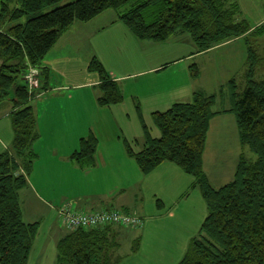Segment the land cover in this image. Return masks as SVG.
<instances>
[{
  "label": "trees",
  "instance_id": "16d2710c",
  "mask_svg": "<svg viewBox=\"0 0 264 264\" xmlns=\"http://www.w3.org/2000/svg\"><path fill=\"white\" fill-rule=\"evenodd\" d=\"M107 10H114L140 40L162 42L188 33L200 53L245 38L243 80L238 84L234 77L228 83L232 100L228 111L236 116L241 143L255 158L240 156L232 181L215 188L203 168L210 122L218 112L216 93L197 91L190 102L153 112L158 136L152 135L138 107L144 142L138 150L137 144L126 140L125 146L144 173L165 161L180 167L194 178V187L205 201L207 214L178 264H264V45L260 43L264 25L253 27L238 0H1L0 104L6 99L12 103L14 135L11 149L0 152V264H28L40 227V221H25L20 192L29 184L37 157L33 144L39 133L31 100L42 90L49 91L53 78L43 60L72 24L88 22ZM88 68L99 75L98 103H121L119 83L101 61L93 57ZM190 68L191 75L198 77V66ZM32 70L36 71L33 81ZM97 148L98 139L91 133L80 139L71 158L82 168L93 166ZM62 205L58 216L68 232L57 242L54 264H120V229L141 228L145 221L140 216L139 226L111 223L71 230L59 215ZM140 239L134 240L133 252Z\"/></svg>",
  "mask_w": 264,
  "mask_h": 264
},
{
  "label": "crops",
  "instance_id": "0c3cea01",
  "mask_svg": "<svg viewBox=\"0 0 264 264\" xmlns=\"http://www.w3.org/2000/svg\"><path fill=\"white\" fill-rule=\"evenodd\" d=\"M238 1L253 27L264 25V0ZM179 39L188 43L187 52L181 53L183 44ZM261 43L264 45V38ZM194 44L188 33L175 34L162 42L140 40L114 10L104 11L88 22L77 21L60 36L43 60V66L49 68L53 77L50 90H42L31 100L39 133L33 144L37 157L28 178L29 184L20 192V201L25 221H40L42 225L28 264L56 262L57 247L56 252L54 249L50 251L49 258L48 245L46 251L41 249L46 244L41 237L50 231L57 246L58 240L68 232L65 229V233L62 230V233L54 234V219L57 217L58 221V207L69 200V190L77 188V184L69 187L72 176L77 175L92 178L95 188L97 183L111 184L114 187L110 190L111 195L120 191L108 207H96L100 202L94 198H104L102 202H105L109 200L108 195L106 192L88 193L83 188L87 184L84 182L83 187L78 186L85 193L77 200L85 201L86 207L77 206L78 209H128L145 220L137 236L141 238L140 250L133 252L131 246L130 253H123L120 264L134 261L131 254L141 253L145 247L149 249L154 227L165 228L166 213L174 217V210L179 213L177 220L173 218L174 224H168L166 228L174 230L179 225L180 215H183V225L191 234L185 240H190L203 222L199 214L198 218H192L191 211L195 212L197 203L201 204L197 194L192 196L198 189L194 187V178L168 161L150 173L142 172L137 161L129 156L125 140L137 144L134 146L137 150L143 145L144 133L138 107L152 135L158 136L150 124L152 113L165 111L177 102H190L197 91L218 95L215 107L218 112L211 119L210 128L214 123L221 125L229 120H235L237 124L236 116L228 111L232 105L228 83L234 78L235 67L232 65L233 69L223 75V80L217 81L211 70V67H217V63L209 55L213 57L216 50L225 51L229 57L238 53V66L243 68L248 55L245 38L227 40L201 53ZM93 57L99 59L118 81L124 98L121 103L105 106L98 103L99 75L88 68ZM192 64H196L200 71L196 78L191 75ZM223 85L224 92L220 94ZM5 103L3 109V104H0V152L12 145L14 135L10 117L12 103ZM91 133L98 139L95 164L82 168L71 155L79 148L80 139ZM43 228L46 233L41 236ZM120 233L122 245L126 240L131 241L126 237L135 235V230L125 227L120 229ZM43 255L46 256L44 260L41 258ZM156 260L163 263V260Z\"/></svg>",
  "mask_w": 264,
  "mask_h": 264
},
{
  "label": "rangeland",
  "instance_id": "374dc122",
  "mask_svg": "<svg viewBox=\"0 0 264 264\" xmlns=\"http://www.w3.org/2000/svg\"><path fill=\"white\" fill-rule=\"evenodd\" d=\"M0 4H1V0H0ZM263 38H264V35L261 36L260 43L263 41ZM179 42L183 44L181 53L187 52L189 50V47L187 45L188 43L182 42L181 39H179ZM194 46L196 47L195 44ZM209 57L212 58L217 63V67H211V70L214 72L212 73V75L215 77L217 81L223 80V75L224 74L226 75L228 70L233 69L232 65H234L235 67V69L233 70V77L237 79L238 81L237 83L239 84L240 79L243 80V78L240 77L241 72H242V68H241L242 66H238L239 57H240L238 53L233 54L232 57H229L225 51L216 50L213 52V57H211L210 55ZM189 62L192 63L193 60L192 61L190 60ZM34 85H37V81L36 83H34ZM4 102H10V101L9 99H6L5 101H3L1 103L3 104L1 105L2 109H3V106H6V103L4 104ZM232 116H234V114H232ZM150 124L153 127V129L156 130L154 131V133L158 132L159 134V130L155 126L153 120H150ZM70 145L72 146L73 144H70ZM205 147L206 148L204 151L203 168L206 172L205 174L207 175L211 185L215 188H219L220 186L225 185L234 179L235 173L237 170V165L240 160V156L243 155L247 159L255 158V154L250 150V148L247 145H243L241 143L240 135L238 132V127H237V124L235 123V120L233 121L229 120V122H225V124H221V125H216L214 123L213 126H211V128L208 131V137H207ZM8 148L10 150L11 146L10 147L7 146V150ZM92 180H93L92 178H87L82 175L72 176L69 187L77 184V188L76 189L71 188L69 190L70 198L68 201L73 202L76 208H78L77 206L86 207V205L83 204V203H86L85 201L81 203L79 200H77V197L85 193L84 191H80L79 186H78V185L82 186L84 182H87V184H85V186L84 187L82 186V187L85 188L88 191V193L94 194V193H99V192L100 193L106 192V194L108 195L107 197L109 200H105V202H102V199L104 198H100V200H98V198H94L97 201H99L101 204V205L99 204L96 207H100V206L108 207V205L111 204V201L114 202L113 197L117 196L120 193V191H117L111 195L110 190L114 188L111 184L97 183L96 184L97 187L95 188V186L92 184ZM83 188H81V190ZM196 190H197L195 191L196 193H193L192 196H194V194H197V196H199L200 198L201 204L199 203L198 205L197 203L196 211L195 212H193V210L191 211L192 218L193 220L194 218H198V214H199V219L203 217L201 220L203 221L207 214L206 204H205L203 197H201L202 195L200 191L198 189ZM97 201H93V202L97 203ZM181 204H183V201L180 203V205ZM102 209H105V208H102ZM174 211L176 215L174 217H171L172 215L169 216L166 213L167 209L165 210V213L167 215L165 228L163 227L155 228L154 227V235L152 237V234H151V239L149 242L151 244V247L149 249L145 247L141 253H138L136 255L131 254L130 256L133 257L134 261H129L128 264H160L158 263L156 259L163 260L162 264H178V262L182 259L189 245V242H190V240H185V239H187L189 235L191 234L190 232H187L188 227L183 225V223H185L183 221V215H180L181 219L178 220L179 225L175 227L174 230H170L166 228L168 224H174L172 223L173 218L174 220H177V216L179 213H177L176 210ZM55 220L57 221V217H55L54 221ZM56 221L54 222L55 229L53 230V233L60 234L62 233V230L65 233V228L60 222L59 218H58V221L57 222ZM201 223L202 222H200L199 226L201 225ZM41 225L42 224L40 222V227ZM199 226L197 230L193 232L191 237L197 234V231L199 230ZM40 227H39V230H40ZM134 230H135V235L129 234L128 237H126L127 239L131 241L126 240L125 242L122 243L118 251V253H120L121 256L131 252V246L133 245V239L137 237L140 233L139 228H135ZM192 230L193 229L189 231H192ZM45 233H46V230L43 228L41 236ZM41 238L42 240L46 242V244L42 246L41 249L42 251L44 250L46 251V245H48L47 254H48V257L50 258V251L54 249L53 252H56V246H55L56 244L54 242L56 241V238H54V235L53 237L51 236L50 231H48V234H45V236H42ZM140 247L141 245H139V249L137 250V252L140 250ZM41 258L42 260H44L46 256L43 255L41 256Z\"/></svg>",
  "mask_w": 264,
  "mask_h": 264
},
{
  "label": "built area",
  "instance_id": "2783aa9c",
  "mask_svg": "<svg viewBox=\"0 0 264 264\" xmlns=\"http://www.w3.org/2000/svg\"><path fill=\"white\" fill-rule=\"evenodd\" d=\"M35 73V70L31 71V79L32 74L34 76ZM59 215L65 226L71 230L78 228L91 229L104 227L111 223L129 226H139L142 224V218L131 212L106 210L85 212L76 208L71 201L64 203V205L59 208Z\"/></svg>",
  "mask_w": 264,
  "mask_h": 264
}]
</instances>
